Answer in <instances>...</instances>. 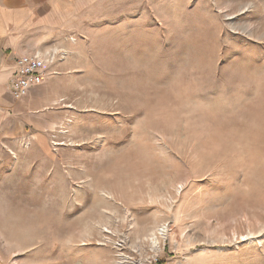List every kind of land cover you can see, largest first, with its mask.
Segmentation results:
<instances>
[{"label": "rangeland", "instance_id": "rangeland-1", "mask_svg": "<svg viewBox=\"0 0 264 264\" xmlns=\"http://www.w3.org/2000/svg\"><path fill=\"white\" fill-rule=\"evenodd\" d=\"M52 1L51 125L0 142V264H264V0Z\"/></svg>", "mask_w": 264, "mask_h": 264}, {"label": "crops", "instance_id": "crops-1", "mask_svg": "<svg viewBox=\"0 0 264 264\" xmlns=\"http://www.w3.org/2000/svg\"><path fill=\"white\" fill-rule=\"evenodd\" d=\"M59 11L52 0H0V142L19 138L28 127L51 125L50 115L38 114L56 102L48 96L46 80L19 99L12 95L10 81L19 57L44 53L48 43L59 40Z\"/></svg>", "mask_w": 264, "mask_h": 264}, {"label": "built area", "instance_id": "built-area-1", "mask_svg": "<svg viewBox=\"0 0 264 264\" xmlns=\"http://www.w3.org/2000/svg\"><path fill=\"white\" fill-rule=\"evenodd\" d=\"M52 59L51 55L46 57L38 52L19 57L16 61L17 71L10 81L12 95L19 99L28 95L33 88L43 85L48 64L54 61ZM151 264H159V261L155 260Z\"/></svg>", "mask_w": 264, "mask_h": 264}, {"label": "bare ground", "instance_id": "bare-ground-1", "mask_svg": "<svg viewBox=\"0 0 264 264\" xmlns=\"http://www.w3.org/2000/svg\"><path fill=\"white\" fill-rule=\"evenodd\" d=\"M41 202V199H36L35 201H34V204L35 205H39V203ZM41 218H42V216H40ZM52 217V216H51ZM61 218V217H60ZM46 220V219H45ZM51 220V222H52V224H54V223H56L57 222V220H60V219H54V218H51L50 219ZM61 221V220H60ZM38 222V221H37ZM36 222V223H37ZM40 222V221H39ZM48 222V221H47ZM159 229V228H158ZM158 232H159V235H161V237L162 238H165L166 237V234H167V230H166V228L165 227H162V228H160L159 230H158ZM152 244H153V246H154V248H159V243H158V239H157V237H156V235L155 234H153L152 235Z\"/></svg>", "mask_w": 264, "mask_h": 264}]
</instances>
